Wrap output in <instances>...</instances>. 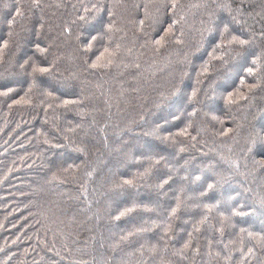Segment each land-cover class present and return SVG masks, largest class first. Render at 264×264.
<instances>
[{
    "label": "trees",
    "instance_id": "trees-1",
    "mask_svg": "<svg viewBox=\"0 0 264 264\" xmlns=\"http://www.w3.org/2000/svg\"><path fill=\"white\" fill-rule=\"evenodd\" d=\"M172 2L0 0V264H264V0ZM92 3L114 29L85 52L100 23L63 29ZM209 14L257 64L217 61Z\"/></svg>",
    "mask_w": 264,
    "mask_h": 264
},
{
    "label": "snow or ice",
    "instance_id": "snow-or-ice-1",
    "mask_svg": "<svg viewBox=\"0 0 264 264\" xmlns=\"http://www.w3.org/2000/svg\"><path fill=\"white\" fill-rule=\"evenodd\" d=\"M33 7H39L38 3H33ZM107 5H103V4H99V3H92L91 4V8H85L84 11L82 13H78L76 18L74 20H72L69 23V26H65L63 31L66 34H70L71 32V24H78L80 25V27L83 29L86 25H95L96 23H100V28L98 31H96V34H93L92 32H89L88 35H82L79 39L81 40L82 43V49L85 52H88L92 49L93 45L95 44V42L98 39H101L103 37V35H105L108 32L113 31L114 29V22L112 21V16L113 13L111 11H108V19L109 22L108 23H103L101 20V16L103 14V12L105 11ZM178 7V5L175 3V0H173L172 4H171V8L170 11L173 12V14H175V9ZM203 7H207V5H203ZM93 13H97L96 16H93ZM16 15H22L21 13V8L19 6L16 7ZM91 18V19H90ZM9 25L14 23V20H9L8 21ZM141 24H143V21H140ZM178 23L177 20H172L171 24L169 25L168 28H165L164 31L165 33H168L169 30L171 28H174L176 26V24ZM207 23V34L209 37H212L213 33H218L219 35V39H214V42L212 43V49L213 52H220L219 57H217V61L219 62H223V63H227L229 58H242V57H247L249 55L252 56V59L250 61L251 64L255 65L257 64L258 60L261 59V57H257L256 55H253L252 53H250L248 51V49L253 45V40L254 38H245V34L244 33H235V32H231L230 35V39H228L227 41L224 39V37H226L227 35H229L230 33V26L228 23H223V24H219L216 20H213L211 18V14H209V19L206 21ZM262 40H264V34L261 35L260 37ZM181 41H178V43ZM156 45H160L161 44V40L157 39L154 42ZM35 48L37 49L38 53L40 54H44L46 53L47 49L42 48L40 46L39 43H37L35 45ZM120 45L117 44L116 45V50H109V49H105V52L109 53V59L107 60V64L105 65H101L98 64V60L100 59L99 57H97V59L92 60V63L90 65H88L87 63V59L84 61L85 65H87V67L90 70H95L97 68H102V67H106L108 65H111L114 63V57L116 56L117 52L119 51ZM227 50H224V49ZM209 55H212V53H209ZM20 69L25 72L28 76L32 77L33 81H35V79L38 76H43L46 74H51V72L53 71L54 65H47L45 66V63H38L35 59H33L32 57H28L26 59L23 60V62L19 65ZM201 68H202V75L207 76L209 74V68L210 66L205 62L201 64ZM244 72L248 75H252L256 72V68L255 67H246L244 69ZM244 77H241V80H243ZM207 81H205L206 83ZM32 85H29V88H31ZM252 88H255L256 85H251ZM13 90L12 89H8L5 93H3L4 95H8V93H11ZM48 95H50V93H47ZM232 93H229V96H231ZM23 99V98H21ZM189 100L191 101V97H189ZM20 101H13V103H19ZM64 103H69L68 101H65ZM191 106V104L189 105ZM179 117L177 116H173L172 119H178ZM229 131L228 129H225V132ZM149 170L146 169L144 174H147ZM123 183L128 184L131 183V181H123ZM215 183H208L207 187L204 190L203 194H206L207 192L211 191L214 189L215 187ZM259 205V207L261 209H264V192L258 194L256 196V198L253 201V204L251 206L249 205H244L249 207V210L251 211L253 207H255L256 205ZM177 209L173 208L171 210L170 215H174L176 213ZM124 213H120L117 215L116 219L120 218V215H123ZM237 215H245V213L243 212H238L236 208H232L231 209V214L230 217H234ZM230 217H225L224 219H229ZM223 223V221H222ZM241 231H244V229H241ZM165 232H167V229H165ZM249 235L251 236L252 234L249 233ZM127 237H122V239H126ZM184 247H188V242H185ZM249 252H251V249H249Z\"/></svg>",
    "mask_w": 264,
    "mask_h": 264
}]
</instances>
